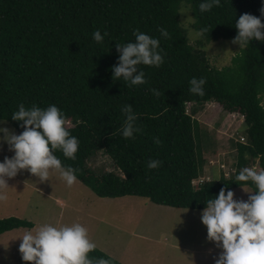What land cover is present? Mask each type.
Returning <instances> with one entry per match:
<instances>
[{
	"label": "trees",
	"instance_id": "obj_1",
	"mask_svg": "<svg viewBox=\"0 0 264 264\" xmlns=\"http://www.w3.org/2000/svg\"><path fill=\"white\" fill-rule=\"evenodd\" d=\"M200 2L0 0V120L22 132L20 123L11 119L19 104L56 105L79 147L75 160L65 158L60 150L55 154L99 198L138 197L159 206L203 210L206 200L221 188L255 191L251 181L239 182L235 176L244 167L264 169V43L251 41L222 69L210 64L204 48L213 41L233 40L236 20L245 13L260 17L264 4L221 0L219 7L201 13ZM187 12L193 17L194 32L208 29L194 44L184 22ZM160 28L169 32V38L160 36ZM137 29L160 39L164 63L139 65L147 83L129 87L122 79H112L111 68L118 61L116 44L134 42ZM97 30L102 36L107 33L101 43L92 37ZM193 77L206 79L204 96L189 92ZM208 102L244 116L247 142L234 144L235 172L229 178L222 175L195 187L193 181L206 163L209 130L193 119L191 110ZM125 104L132 106L141 128L134 139L121 133ZM190 105L196 106L188 110ZM100 152L110 157L115 171L98 174L88 166V160ZM149 160L162 164L148 169ZM34 227L19 218L1 219L0 236ZM89 256L122 264L97 247Z\"/></svg>",
	"mask_w": 264,
	"mask_h": 264
},
{
	"label": "rangeland",
	"instance_id": "obj_2",
	"mask_svg": "<svg viewBox=\"0 0 264 264\" xmlns=\"http://www.w3.org/2000/svg\"><path fill=\"white\" fill-rule=\"evenodd\" d=\"M184 22L189 26L194 44L199 37L191 27L190 12L185 14ZM241 50L232 40L213 41L204 48L210 64L218 69L229 65ZM196 105L203 106L192 109V117L209 130V135L204 150L207 152L204 171L194 181L195 187L214 176L218 179L222 175L231 176L230 170L236 163L234 144L247 142L242 140L246 138L244 116L226 113L215 102ZM196 105L188 106V110ZM0 127L20 133L9 122ZM12 155L7 145L0 146V162ZM87 164L98 174L115 171L112 160L103 152L94 155ZM223 165L225 170L221 168ZM7 183L9 188L0 193L6 197L0 199V220L23 219L35 225L30 229L33 231L43 224L59 227L79 223L88 230L97 248L122 264H214L221 251L207 239V230L200 218L202 210L159 206L138 197L99 198L79 179L72 186L66 185L56 172L41 183L23 170ZM232 191L237 200L246 201L254 194L250 187ZM28 230L21 228L0 237V264H25L18 249L19 238Z\"/></svg>",
	"mask_w": 264,
	"mask_h": 264
},
{
	"label": "clouds",
	"instance_id": "obj_3",
	"mask_svg": "<svg viewBox=\"0 0 264 264\" xmlns=\"http://www.w3.org/2000/svg\"><path fill=\"white\" fill-rule=\"evenodd\" d=\"M220 3L221 0H201L199 11L209 12ZM260 11V17L245 13L236 20L237 35L232 43L239 45L240 49L249 47L253 40L264 43V7ZM159 32L161 37L169 38L166 29L160 28ZM207 32V27H202L195 34L203 39ZM133 35L134 42L116 44L118 61L111 68L112 79H122L129 87L147 83L139 65L160 67L164 63L159 38L138 29ZM104 36L107 33L102 36L99 30L92 34L97 43H101ZM205 84V78L193 77L189 81V92L204 96ZM150 91L160 96L158 90ZM121 112L125 117L122 136L134 139V133L141 132L136 123L137 115L130 104L122 105ZM11 119L19 122L23 131L16 134L14 130L0 127V146L7 145L8 151L13 153L0 162V193L9 188L7 180L23 170L37 177L41 183L48 181L50 174L56 172L66 185L72 186L77 181L76 170L63 165L55 154L60 150L65 158L75 160L79 147L77 137L70 135L66 128L64 113L54 104L41 108L35 104L26 107L21 103ZM4 122L6 120H0V124ZM244 140L246 142L247 138ZM154 142L159 144L160 140L155 138ZM161 164L159 160H149L147 167L158 169ZM235 180L251 181L256 189L254 194H250L246 201L237 200L233 191L221 188L218 195L206 200L200 214L208 241L221 249L214 264H264V169L257 171L255 167H244ZM5 198L0 195V199ZM19 240L18 251L25 264H111L110 259L89 256L97 245L90 240L88 230L79 223L59 227L43 224L35 231H25Z\"/></svg>",
	"mask_w": 264,
	"mask_h": 264
},
{
	"label": "built area",
	"instance_id": "obj_4",
	"mask_svg": "<svg viewBox=\"0 0 264 264\" xmlns=\"http://www.w3.org/2000/svg\"><path fill=\"white\" fill-rule=\"evenodd\" d=\"M242 140H244V138H243ZM211 163H213V161H211ZM221 168H222L223 170H225L226 167L223 165V166H221ZM231 171H232V172H235L234 169H231L230 172H231ZM225 173H226V172H225ZM226 175H228V174H226ZM229 176H230V174H229L227 177H229ZM211 179H212V178H210V179L208 178V181H210ZM206 182H207V181H206ZM203 183H205V182H203ZM203 183H201V184H203ZM193 184H194V182H193Z\"/></svg>",
	"mask_w": 264,
	"mask_h": 264
},
{
	"label": "crops",
	"instance_id": "obj_5",
	"mask_svg": "<svg viewBox=\"0 0 264 264\" xmlns=\"http://www.w3.org/2000/svg\"><path fill=\"white\" fill-rule=\"evenodd\" d=\"M11 233H12V232H11ZM6 234H9V232H8V233H6ZM4 235H5V234H4ZM0 237H2V236H0ZM2 239H6V238H4V237H3Z\"/></svg>",
	"mask_w": 264,
	"mask_h": 264
}]
</instances>
